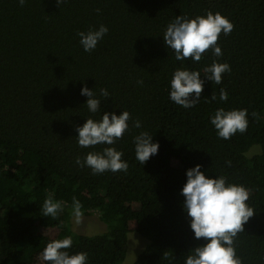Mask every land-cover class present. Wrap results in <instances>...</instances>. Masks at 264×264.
<instances>
[{"label": "trees", "instance_id": "obj_1", "mask_svg": "<svg viewBox=\"0 0 264 264\" xmlns=\"http://www.w3.org/2000/svg\"><path fill=\"white\" fill-rule=\"evenodd\" d=\"M209 11L234 24L218 39L223 55L206 50L200 62L182 64L165 45L168 24ZM101 24L108 34L84 51L77 34ZM213 62L231 66L219 85L204 77ZM179 68L199 71L205 80L193 108L169 98ZM85 86L102 100L100 112L88 110ZM222 88L228 93L223 102ZM221 107L247 109V131L219 138L211 117ZM105 111H128L129 130L114 145L80 147L77 128ZM143 131L160 148L141 165L134 138ZM105 147L124 153L126 173L93 174L76 164ZM197 164L206 175L249 190L255 214L235 248L242 264H264V0H27L23 6L0 0V264H46L47 244L67 237L70 255L86 252L88 264H120L131 232L149 241L134 264H183L206 243L194 237L181 195L187 170ZM49 197L63 206L55 218L44 216ZM74 198L84 216L99 213L109 231L75 234Z\"/></svg>", "mask_w": 264, "mask_h": 264}, {"label": "clouds", "instance_id": "obj_2", "mask_svg": "<svg viewBox=\"0 0 264 264\" xmlns=\"http://www.w3.org/2000/svg\"><path fill=\"white\" fill-rule=\"evenodd\" d=\"M23 6L27 0H18ZM65 0H57L58 5ZM99 11V9H97ZM234 29V24L221 13L213 14L209 11L206 15L195 18L177 16L170 22L163 34L165 45L175 53V59L182 64L185 61L193 63L202 60L206 50L220 57L223 55L218 44L221 34L227 36ZM109 28L101 24L98 29L81 31L80 45L84 51L91 52L96 49L99 42L108 34ZM208 75L204 76L214 84H221L223 74L231 72L228 63L213 62L205 68ZM199 71L186 68L177 69L170 81L169 98L175 104L185 109L193 108L201 100L205 88V80ZM142 84L143 81H138ZM81 95L88 97L86 105L91 113L101 110L102 100L96 96L93 89L87 86L81 89ZM100 95L110 98L107 89H101ZM212 100L217 97L213 94ZM228 93L223 88L220 90L219 101H227ZM247 109L226 110L223 107L216 110L211 117V124L215 127L217 135L223 140H230L237 133H245L248 129ZM131 114L122 111L119 115L113 112H104L102 118L86 119L83 126L77 128L78 145L89 148L98 144L114 145L122 139L129 130ZM141 122L135 121V127L140 128ZM153 137L143 131L134 138L136 159L141 165L146 164L150 158L159 152V143L153 142ZM124 153L115 147H105L103 152H89L86 157H77L76 164L88 167L93 174H103L106 171L127 172L128 162L123 159ZM230 165V161L228 162ZM203 165L197 164L186 172L187 182L181 190L185 198L183 207L191 218L190 227L194 237L206 241L202 246L191 250L183 264H242L235 248V238L244 231V226L254 216V210L249 206V190L238 184L229 183L224 176L210 177L202 171ZM62 203L49 197L44 201V216L55 218L62 210ZM73 215L77 222L82 217V205L79 200L73 199ZM71 237L62 240H53L47 244L41 253V258L46 264H88V254L79 252L70 255L67 249L71 248Z\"/></svg>", "mask_w": 264, "mask_h": 264}, {"label": "rangeland", "instance_id": "obj_3", "mask_svg": "<svg viewBox=\"0 0 264 264\" xmlns=\"http://www.w3.org/2000/svg\"><path fill=\"white\" fill-rule=\"evenodd\" d=\"M70 226L75 234H82L87 236L103 234L110 229L109 225L100 220L99 213L91 216L82 215L79 222L76 221L73 215L70 220ZM148 243L149 241L140 236L137 232L129 233L127 257L125 261L120 264H134L138 256L144 251Z\"/></svg>", "mask_w": 264, "mask_h": 264}]
</instances>
